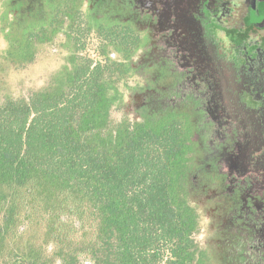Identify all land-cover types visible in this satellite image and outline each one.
Listing matches in <instances>:
<instances>
[{"label":"trees","instance_id":"obj_1","mask_svg":"<svg viewBox=\"0 0 264 264\" xmlns=\"http://www.w3.org/2000/svg\"><path fill=\"white\" fill-rule=\"evenodd\" d=\"M94 41L96 57L58 86L0 103V264H211L196 240L187 120L115 122L138 41L129 27Z\"/></svg>","mask_w":264,"mask_h":264},{"label":"flooded vegetation","instance_id":"obj_2","mask_svg":"<svg viewBox=\"0 0 264 264\" xmlns=\"http://www.w3.org/2000/svg\"><path fill=\"white\" fill-rule=\"evenodd\" d=\"M127 27L138 45L123 60L129 70L113 109L130 91L146 111L120 121L182 114L195 141L188 178L198 234L201 213L211 209L215 220L209 244L199 245L211 264H264V0H0V87L48 73L0 103L58 86L80 58L96 57L94 40ZM210 185L218 199L197 205Z\"/></svg>","mask_w":264,"mask_h":264},{"label":"rangeland","instance_id":"obj_3","mask_svg":"<svg viewBox=\"0 0 264 264\" xmlns=\"http://www.w3.org/2000/svg\"><path fill=\"white\" fill-rule=\"evenodd\" d=\"M40 72L41 71H37L36 72L37 74H35V72L32 71L31 72L32 78L29 80V82L27 81L22 82L21 78L19 77H14L11 81L9 79L7 82H5V84L2 87H0V101L5 96H8V95L23 96V95H26L28 91H30V89L40 87L44 82L47 81V78H48L47 77L48 73L40 74ZM159 83H162V81H159ZM134 100L135 99L131 97V92L128 91V93L124 97L123 106L121 108H116L112 110L111 115L115 122L120 121L123 117H128L131 120L139 119L140 114L146 111L145 108H142L140 106L138 107L135 106L133 102ZM228 185H229V188L232 189L231 182ZM215 189H216V186L210 185L205 190L206 193L197 194L196 204L199 206L200 204L202 205L205 204L207 198H210V199L214 198V200H217L218 197H216V195L218 194L219 191H215ZM248 190L253 193L254 189L253 187L252 188L250 187ZM260 193H261V190L257 194H260ZM211 213H212L211 209H208L205 215H204V212L201 213L203 217H202L201 230H200V233L197 235V241L199 242V244H201L202 247L208 245L209 238L211 239L215 234L214 231L213 232L210 231V230H214L210 224H214L215 222L214 219L213 220L211 219ZM221 223H222L221 220L220 221L217 220L216 225L221 224ZM222 239L224 240L225 237H223Z\"/></svg>","mask_w":264,"mask_h":264}]
</instances>
